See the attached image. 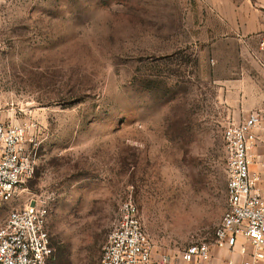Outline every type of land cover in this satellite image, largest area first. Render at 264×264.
I'll use <instances>...</instances> for the list:
<instances>
[{"label":"rangeland","instance_id":"rangeland-1","mask_svg":"<svg viewBox=\"0 0 264 264\" xmlns=\"http://www.w3.org/2000/svg\"><path fill=\"white\" fill-rule=\"evenodd\" d=\"M262 40L264 0H0V121L32 125L34 163L0 224L39 203L48 264H101L132 201L150 264H183L225 212L222 134Z\"/></svg>","mask_w":264,"mask_h":264},{"label":"built area","instance_id":"built-area-1","mask_svg":"<svg viewBox=\"0 0 264 264\" xmlns=\"http://www.w3.org/2000/svg\"><path fill=\"white\" fill-rule=\"evenodd\" d=\"M264 51V40L260 43ZM32 125L0 121V210L33 173V161L25 153ZM264 132V109L251 110L239 122H229L222 134L226 208L209 240L191 243L180 254L183 263L208 261L212 249L232 252L238 241L251 248L242 264L264 260V181L249 167L252 149ZM47 211L31 203L9 213L0 224V264H48L50 248L45 230ZM152 247L132 201L118 209V217L102 250L101 264H150ZM167 264V257L161 258ZM228 264H233L229 262Z\"/></svg>","mask_w":264,"mask_h":264},{"label":"crops","instance_id":"crops-1","mask_svg":"<svg viewBox=\"0 0 264 264\" xmlns=\"http://www.w3.org/2000/svg\"><path fill=\"white\" fill-rule=\"evenodd\" d=\"M258 73L262 79H256V82L248 83L246 86L240 84L238 88L242 100L236 104L232 111L234 123L243 119L251 110L264 109V59L257 64ZM259 80V81H258ZM244 83L243 79L240 80ZM244 81H249L244 80ZM258 141L252 149L250 171L258 175L264 181V132L262 130L256 132ZM1 219V218H0ZM251 254V248L242 241H238L234 250L228 252L225 250L212 249L209 253V259L203 263H183V264H242ZM258 264H264V260Z\"/></svg>","mask_w":264,"mask_h":264},{"label":"trees","instance_id":"trees-1","mask_svg":"<svg viewBox=\"0 0 264 264\" xmlns=\"http://www.w3.org/2000/svg\"><path fill=\"white\" fill-rule=\"evenodd\" d=\"M59 256V255H58Z\"/></svg>","mask_w":264,"mask_h":264}]
</instances>
